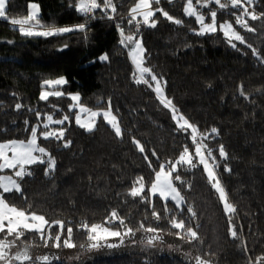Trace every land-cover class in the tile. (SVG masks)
Returning a JSON list of instances; mask_svg holds the SVG:
<instances>
[{
  "label": "trees",
  "instance_id": "1",
  "mask_svg": "<svg viewBox=\"0 0 264 264\" xmlns=\"http://www.w3.org/2000/svg\"><path fill=\"white\" fill-rule=\"evenodd\" d=\"M114 2L115 20H92L87 39L79 32L25 37L0 18V41H12L0 42V129H6L0 132V141L26 140L24 121H29L31 128L37 122L34 113L39 111L41 121L46 122L44 113H53L52 105L63 110L55 111L54 118L63 114L72 118L71 123L60 126L67 129L65 139L71 141L70 147L53 140L39 141L56 160L54 172L45 175V165H32L33 174L20 181L26 199L17 193L5 194L6 198L10 196L8 202L18 208L30 205V211L49 221H64L65 235L71 226L72 240L77 245L89 242L86 233L78 230L81 222L124 231L119 220L105 224L112 210L133 229L139 228L141 222L145 227L161 229L155 234L140 230L135 236H128L135 241L151 235L161 237L154 246L142 251L97 257L90 263L53 264H194L192 257L197 255L213 264H247L249 256L255 261L264 255V63L253 56L246 44L237 43L239 50L232 48L222 33L194 34L192 29L198 30L199 25L194 18L184 15L183 0H160L159 5H152L153 9L162 8L181 19L182 26L157 11L152 18L158 21L155 28L140 27V37L147 49L146 66L166 81V85L162 83L165 95L200 133L207 135L213 127L217 128L219 134H213L215 138L209 137L204 143L211 149L222 144L228 154L222 160L213 152L221 161L217 175L236 208L231 223L236 226L239 239L230 238L228 216L201 165L191 170L181 168L179 174L190 187L174 180L186 201L183 213L169 201L175 218L196 229L202 241L187 243L176 235L179 232L183 236L184 231L170 226L172 213L165 218L158 198H154V203L161 214L159 221L150 210L146 211L148 206L139 198L127 195L138 176L144 177L146 185L154 178L145 155L158 170L160 162L177 160L184 145L190 151H194V146L187 133L177 130L171 110L160 103L153 90V81V88L135 82V66L128 50L119 44L116 25L119 23L126 33L134 28L128 25L127 14L137 0ZM29 3L39 4L44 25L65 27L83 22L75 11L77 0H11L6 13L9 20L24 19L30 13ZM252 10L257 15L264 13V0H255ZM233 17L224 13L222 20ZM252 23L257 30L249 39L264 57V16ZM64 45L67 48L60 51ZM104 53L109 57L106 62L98 59ZM58 77L68 81L61 90L66 94L78 93L80 102L88 108H106V102L111 100L112 112L124 130L123 138L116 137L102 118L92 132L79 127L69 112V104L74 102L67 96H50L48 101H41L43 81ZM240 85L248 99L240 95ZM98 100L101 104H97ZM17 103L23 105L20 110L15 109ZM132 137L144 146V153ZM225 166L231 171H225ZM11 173L7 170L0 175ZM188 207L196 212L194 220L190 219ZM57 230L53 227L52 233ZM24 240L35 247L43 246L35 234H26ZM245 244L247 255L242 251Z\"/></svg>",
  "mask_w": 264,
  "mask_h": 264
},
{
  "label": "snow or ice",
  "instance_id": "2",
  "mask_svg": "<svg viewBox=\"0 0 264 264\" xmlns=\"http://www.w3.org/2000/svg\"><path fill=\"white\" fill-rule=\"evenodd\" d=\"M11 0H0V18L8 21L21 35L25 37L35 36H54L64 33L79 32L84 34L87 39V30L92 20L107 19L115 20L117 15V7L114 0H77L75 5V11L83 18V22L65 27H56L54 25H44L41 22L39 16L40 6L36 3H29L28 8L30 13L24 19H10L7 13L8 5ZM171 3L177 2V0H170ZM254 0H183L186 5L182 11L186 17L194 18L195 22L199 25V29H192L196 35H207L216 33L218 30L222 32L223 36L227 38V43L234 49H237V44L233 43V40L240 42V44H246L251 49L253 56L264 63V57L260 55L258 50L248 44L245 41L244 36L235 30L231 21H223L217 23L218 11H228L234 9L239 11V15L236 11L230 12L235 17V24L239 25L241 29L247 32H255L256 29L248 25V21L245 17H250L252 20L260 19L264 16V13L257 15L255 11H249L252 7ZM159 5L160 0H137L136 4L130 8L127 14L128 25H134V28H129L128 33L125 32L124 27L117 23L116 27L119 31V44L128 50V55L131 58L132 63L135 66V70L132 73L133 79L137 84H145L149 88H153L152 81H155V87L153 90L157 94V97L161 104L165 108H169L172 112V119L176 122L177 130L183 131L188 134L194 151H190L187 145L183 146L179 157L175 161L160 162L158 170L152 167L151 160L145 155V160L148 162V166L154 173V178L150 184L146 185L144 177L138 176L129 188L127 195L132 198H139L141 203H145L148 207L146 211L150 210L151 215L159 221L161 214L156 210L154 198H158L162 202V210L166 214L172 213V218L169 219V224L174 229H180L184 231V235L181 236L179 232L176 233L181 239H184L187 243H202L199 234L196 229L186 226L183 219L177 220L175 218L176 212L169 208V201L174 205L175 209H178L180 213H183L184 209L182 204H186L184 197L181 195L180 190L177 188L174 180L181 185H185V181L182 180L180 170L185 167L188 170L195 169L203 166L202 170L206 174V179L215 192L218 194V200L222 202L223 210L228 216L230 227L229 235L232 239H239L236 226L231 223L233 215L236 213L235 206L230 202L228 192L222 185L219 176L217 175V169L220 162L217 161L216 156L213 155L215 151L222 158L226 160L228 154L225 151L224 146L221 144L216 149H211L204 143L205 139L209 137L215 138V135L219 134L217 128L213 127L210 133L205 135L200 133L196 125L192 124L182 113L175 107L172 100L168 98L164 93L162 83L166 85V81H163L162 77L152 71L151 67L146 66V52L144 48L142 38L140 37L141 25L145 27L155 28L158 21L152 19L156 12H160L164 18L172 22L175 25H183L181 19L174 18L167 11L162 8L153 9V4ZM215 5V8L210 7ZM123 6V5H121ZM208 8L209 22L206 21V17L202 14L203 9ZM141 19H137V17ZM124 19V17H121ZM43 29V30H40ZM4 43H12V41H0ZM67 48L64 45L60 51ZM100 61L106 62L109 60L108 54L104 53L99 58ZM68 83L65 77H58L56 79H46L43 81V87L46 90L42 91L39 99L41 101H48L49 97H65L67 96L74 103L69 104V112L72 113L75 123L85 129L87 132L94 131L98 118H102L111 129L114 131L116 137L123 138L124 130L120 126L118 117L112 112L111 100H108L106 108H99L93 110L80 103L81 96L77 94H66L61 90L63 85ZM239 93L245 99L248 97L243 91V85L239 86ZM15 95V94H14ZM97 104H101V100L97 101ZM23 107L22 104H15V109L20 110ZM53 113H44L46 122L41 121V113L35 111L37 122L31 125L29 128V121H24V131L28 133L26 140H7L0 141V172L5 170H12L11 174L0 175V264H53V261H58L59 256L48 255L33 257L30 253L31 245L24 240L26 234H35L41 241L43 246L48 247L51 241L53 248H75L77 245L72 240L73 228L67 227L65 235V223L62 220L49 221L44 215L37 214L35 211H30V205L25 208H18L8 202L5 194L17 193L20 194L22 199H26L23 196V190L20 181L24 180L26 176H31L32 165L41 164L45 165V175H50L54 172L56 167V160L45 147L41 146L39 141L53 140L58 141L65 148L71 146V141L65 139L66 128H52L51 125H65V122L71 123L69 114H63L61 118L54 119L55 111H63L58 109L55 105H52ZM73 109L78 111L73 112ZM29 111H34L29 109ZM83 117V118H82ZM191 130L190 132L188 130ZM6 129H0V132H4ZM215 134V135H213ZM132 142L137 146L141 153L145 152L144 146L135 137H132ZM153 156H156L155 151L152 152ZM159 160V157H156ZM225 171L230 172L231 169L225 166ZM175 173L174 180L173 174ZM190 187V185H185ZM147 188V192H146ZM187 212L190 214V219H195L196 212L191 208H187ZM119 220L120 225L124 226V231H111L109 227H105L99 224L89 225L87 222H81L78 225V230H82L86 233L89 243V249H97L100 247H118V244H108L109 237L120 238L119 243L123 244V238L125 236H135L137 231L143 230L147 233H158L161 229L145 227L141 222L139 228L133 229L125 224V221L119 217L116 210H112L110 216L106 218L105 224L114 223ZM58 227L55 234L52 233V228ZM64 236L63 241L61 240ZM11 237V239H9ZM159 235H151L145 238L147 246L152 247L155 241L160 240ZM83 247V245H81ZM15 249V251H13ZM242 251L247 255V246H243ZM190 255V254H189ZM207 255H214V253H208ZM78 259V257H77ZM194 264H213L210 259H205L202 256L192 257ZM264 261V255L258 256L255 261L248 257L247 264H261Z\"/></svg>",
  "mask_w": 264,
  "mask_h": 264
},
{
  "label": "rangeland",
  "instance_id": "3",
  "mask_svg": "<svg viewBox=\"0 0 264 264\" xmlns=\"http://www.w3.org/2000/svg\"><path fill=\"white\" fill-rule=\"evenodd\" d=\"M193 2H194V5H195V0H193ZM254 2H255V0H254ZM184 6H186V5H184ZM210 7L215 8L216 6L215 5H210ZM252 7H253V5H252ZM252 7L249 9V11H253ZM208 11H209L208 8H204L203 12H202V14H204L205 17H206V21L205 22H209ZM232 11H236V10L229 9L228 11H218V13H217V23H218V25H219V23L224 21V20H222V16L224 15V13H229L230 14V12H232ZM236 14L239 15L240 14L239 11H236ZM39 16H40V13H39ZM245 19L248 21V25L250 27L255 28L257 30L255 25L252 23L255 20H252L250 17H245ZM226 20L227 21H231L233 23V27L235 28V30L237 32H239L242 36H244V38H245V35L248 34L247 38H245V41L252 44V42L250 41L249 38L256 31L255 32H247L246 30L241 29L239 25L235 24V17H233V19H231V20L230 19H226ZM40 30H43V29H40ZM216 33H222V32H220L218 30ZM233 43L237 44V43H240V42L233 40ZM153 84L155 86V81H153ZM161 86L164 88L163 85H161ZM164 91H165V89H164ZM73 110L78 111V109H73ZM93 110H98V109H93ZM54 119H58V118H54ZM100 119L101 118L97 119L96 125L98 124ZM70 120H72L71 117H70ZM65 123H67V122H65ZM50 127H52V128H60V125L53 124ZM5 171H7V170H5ZM2 175H7V174H2ZM173 177H174V174H173ZM182 206H183V204L181 205V207ZM105 227H107V226H105ZM109 229L111 231H121V230L115 229L113 227H109ZM121 232H123V231H121ZM63 239H64V236H62L61 240L63 241ZM119 240H120V238H117V237H109L108 238V240H107L108 244H118L119 245L118 247H112V248H109V247L105 246V247H100V248H97V249H89V243L90 242H88V243L82 244L83 247H81V245H77L76 244L77 247H75V248H64V247H61L59 249H56V248H53L51 246V241H50L48 247H44V246L35 247V246L31 245L29 250H30V253H31V255L33 257L43 256V255H48L49 257H52L53 255H55V256H59L60 257V259L58 261H64V262H70V263H72V262L90 263L97 257L108 256V255H121L123 253L134 252V251L138 252V251H142L145 247H148L146 245V243L144 242L145 240L144 239H140V238L137 241H135L134 239L132 240L128 236H125L123 238V240H124L123 244H120ZM169 248H171V247L169 246ZM13 251H15V249H13ZM77 257H78V259H77ZM53 262H57V261H53ZM17 263H19V262H15V264H17Z\"/></svg>",
  "mask_w": 264,
  "mask_h": 264
},
{
  "label": "crops",
  "instance_id": "4",
  "mask_svg": "<svg viewBox=\"0 0 264 264\" xmlns=\"http://www.w3.org/2000/svg\"><path fill=\"white\" fill-rule=\"evenodd\" d=\"M137 19H141V17L138 16Z\"/></svg>",
  "mask_w": 264,
  "mask_h": 264
}]
</instances>
